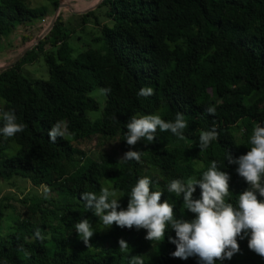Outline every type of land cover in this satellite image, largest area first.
Here are the masks:
<instances>
[{"label":"trees","instance_id":"trees-1","mask_svg":"<svg viewBox=\"0 0 264 264\" xmlns=\"http://www.w3.org/2000/svg\"><path fill=\"white\" fill-rule=\"evenodd\" d=\"M49 2L57 9L61 0ZM64 9L37 44L0 70V128L2 114L13 110L17 122L26 125L14 137L0 134V179L20 177L45 188L22 199L32 207L25 218L11 217L13 206L0 203V264H130L137 255L144 264H200L198 257L171 255L176 245L168 237H175L174 230L163 242H152L145 239V229L115 224L108 229L88 211L82 193L99 195L109 187L126 208L131 188L148 176L152 190L164 192L162 201L174 203L178 217L193 219L167 185L172 179L200 177L216 160L231 175L229 202L236 203L249 185L226 155L246 154L254 127L264 126V0H103L73 21L65 20ZM49 10L33 6L32 0H0V51L15 48L19 38H39L45 31L39 21ZM90 24L99 28L93 37L99 46L75 55L72 37ZM41 56L49 78L27 76L24 66ZM97 85L111 90L102 108L91 95ZM146 86L155 94L138 96ZM209 106L215 115L207 113ZM100 109L99 120L87 116ZM177 113L188 123L185 140L158 129L155 142L127 144L131 117L158 114L174 121ZM58 121L67 122L70 134L53 143L48 132ZM212 127L219 138L202 151L200 132ZM96 135L118 138L123 155L140 150L142 162H124L109 153L95 157L75 146ZM199 197L197 188L194 198ZM82 218L90 219L96 231L89 247L74 228ZM5 222L11 224L4 231ZM37 229L43 241L35 237ZM121 238L129 244L124 252ZM238 242L240 252L216 264H264L247 238Z\"/></svg>","mask_w":264,"mask_h":264},{"label":"clouds","instance_id":"clouds-1","mask_svg":"<svg viewBox=\"0 0 264 264\" xmlns=\"http://www.w3.org/2000/svg\"><path fill=\"white\" fill-rule=\"evenodd\" d=\"M110 89H100L102 94ZM152 87H143L138 96L149 97L154 95ZM208 114L215 115V107L206 109ZM4 125L0 134L6 138L16 136L26 129V125L17 122L15 111H6L2 114ZM126 142L135 146L142 140L155 142L157 130L171 131L179 140H185L184 130L188 123L183 113H177L174 121H166L158 114L133 116L126 124ZM70 133L65 121L56 122L48 132L51 142L64 138ZM219 133L215 127L201 131L199 147L206 150L213 141H217ZM250 150L235 158L230 152L226 155L229 165H238L236 171L249 187L238 195L235 204L229 202L231 193L229 172L221 170L218 162L213 160L200 177L172 179L167 185V192L176 198L182 197L183 206L194 214L193 219H186L183 215L177 216L174 203L169 199L162 201L164 192L153 191V180L144 176L137 180L131 188L128 204L123 208L120 204L122 197L117 191L109 187H102L100 194L83 192L82 199L86 202L88 211L99 218L108 229L114 224L120 228L145 229V239L152 242H163L169 230L175 231V237H168L169 242L176 245V251L171 255L187 260L189 257H198L200 264H216L217 260L232 259L240 252L238 240H248V247L260 257L264 258V126L257 124L250 136ZM143 153L140 150H129L120 159L124 162H142ZM158 184V181L155 182ZM197 188L200 197L194 198ZM80 239L88 247L95 234V228L90 219L82 218L74 224ZM35 237L43 241L45 237L37 229ZM122 252L129 248L123 238L119 241ZM130 264H144L143 259L134 256Z\"/></svg>","mask_w":264,"mask_h":264},{"label":"rangeland","instance_id":"rangeland-1","mask_svg":"<svg viewBox=\"0 0 264 264\" xmlns=\"http://www.w3.org/2000/svg\"><path fill=\"white\" fill-rule=\"evenodd\" d=\"M32 3H33V6L47 5L49 6L50 13L51 11L52 13L54 12L53 10L54 7H52L49 0H32ZM61 3L64 4L65 0H61ZM66 12H67V8L65 11V17L67 20L69 18V14L68 13L66 14ZM44 18L47 19V23L49 24L51 23L50 21L52 20V15L50 16L47 15ZM73 18H74L73 16L70 17V19H73ZM40 23L44 25L45 28L49 27V24L46 25L43 22V20H41ZM98 33H99L98 26H95L92 24L88 25L84 31L77 30V32L74 33L72 40H71V44L73 45L75 49V55L87 47L99 46V44H96L93 42L94 35ZM18 46H19V49L20 48L23 49V46L21 43ZM24 73L31 78L48 79L49 72H48V67L46 65L44 56H41L40 59L37 60L35 63L26 64L24 66ZM100 89H104L103 86L97 85V87L93 90L91 95L96 97V99H98L101 102V108H102L104 105L106 96L105 94H102L100 92ZM101 114H102V109H100L97 112L96 111L87 112V116H89L93 120H99L101 117ZM75 146H77L81 152H85L87 155H93L95 157H97L100 153H109L120 159L124 156L119 146V140L116 137L111 138L108 136L96 135V136L91 137L90 139H85L83 141L75 143ZM150 172L156 173L154 172V170H151ZM44 190H45L44 187L37 188L29 180L23 179L20 177H14L9 180L0 179V203L3 202L5 204H9V205L11 204L13 206L11 210H8V213H10L11 217L15 218V216H18V217L20 216L21 218H25L28 216V211L32 210V207L30 205L29 206L24 205L22 203V199L30 192L42 193ZM51 193L52 195L57 196V192H55V190H53ZM117 196L121 197L119 193ZM6 197L8 199H6ZM121 201H122V198H121ZM10 224L11 222H5L4 225L2 226V229L3 230L4 228L6 229V227Z\"/></svg>","mask_w":264,"mask_h":264},{"label":"crops","instance_id":"crops-1","mask_svg":"<svg viewBox=\"0 0 264 264\" xmlns=\"http://www.w3.org/2000/svg\"><path fill=\"white\" fill-rule=\"evenodd\" d=\"M92 1H94V2L92 3ZM100 1L101 0H91V1H88V0H65V3L63 4V6L61 8H63V7L67 8L66 14L67 13L69 14V18L67 19V20H69L71 16L74 17V15L85 13L87 11L94 9L95 7H97V5ZM60 4H62V3H60ZM66 8L64 9L65 11H66ZM57 9H53L54 14L51 11V13H49V16L52 15V18H53ZM64 17H65V13H64ZM65 20H66V17H65ZM70 20H73V19H70ZM39 23H40V21H39ZM37 39L38 38H35V39H33L31 41H27V42H22L21 38H19L20 41H19L18 45H20V43H21L23 46V49L22 48L19 49V46L17 45L13 49H4V50L0 51V69L3 67H7L13 63H16L19 59H21L22 56L24 55V53L27 50H30L35 45L34 43Z\"/></svg>","mask_w":264,"mask_h":264},{"label":"water","instance_id":"water-1","mask_svg":"<svg viewBox=\"0 0 264 264\" xmlns=\"http://www.w3.org/2000/svg\"><path fill=\"white\" fill-rule=\"evenodd\" d=\"M103 0H101L99 3H101ZM98 3V4H99ZM63 6V4H60L59 5V7H58V9H57V11H56V13H55V15L53 16V18H52V20H51V24H50V26H49V28L45 31V32H43L42 34H41V36L35 41V43L34 44H37L51 29H52V27L54 26V24H55V22H56V19H57V17H58V15H59V11H60V9H61V7ZM28 51V50H27ZM26 51V52H27ZM25 52V53H26ZM24 53V54H25ZM8 67V66H7ZM4 68H6V67H3V68H1L0 70H2V69H4Z\"/></svg>","mask_w":264,"mask_h":264},{"label":"built area","instance_id":"built-area-1","mask_svg":"<svg viewBox=\"0 0 264 264\" xmlns=\"http://www.w3.org/2000/svg\"><path fill=\"white\" fill-rule=\"evenodd\" d=\"M43 20V22L46 24V25H48L49 23H47V19H45V18H43L42 19ZM51 22V21H50ZM51 24V23H50ZM50 24H49V26H50ZM44 26V25H43ZM44 28H45V26H44ZM49 27H47V28H45V31L48 29ZM44 31V32H45Z\"/></svg>","mask_w":264,"mask_h":264},{"label":"bare ground","instance_id":"bare-ground-1","mask_svg":"<svg viewBox=\"0 0 264 264\" xmlns=\"http://www.w3.org/2000/svg\"><path fill=\"white\" fill-rule=\"evenodd\" d=\"M93 2H94V1H93ZM93 2H92V3H93Z\"/></svg>","mask_w":264,"mask_h":264}]
</instances>
